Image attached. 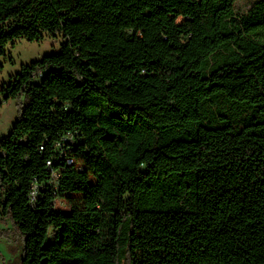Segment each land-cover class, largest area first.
<instances>
[{
	"label": "trees",
	"instance_id": "16d2710c",
	"mask_svg": "<svg viewBox=\"0 0 264 264\" xmlns=\"http://www.w3.org/2000/svg\"><path fill=\"white\" fill-rule=\"evenodd\" d=\"M238 1L0 0V57L63 40L0 88L20 264H264V0Z\"/></svg>",
	"mask_w": 264,
	"mask_h": 264
},
{
	"label": "rangeland",
	"instance_id": "374dc122",
	"mask_svg": "<svg viewBox=\"0 0 264 264\" xmlns=\"http://www.w3.org/2000/svg\"><path fill=\"white\" fill-rule=\"evenodd\" d=\"M253 0H239L238 11L245 12L252 5ZM61 38H45L41 42L19 40L12 47H8L5 57H0V88L8 84L12 76L17 75L22 66L45 56L57 54L61 50ZM19 100L3 101L0 104V140L10 134L20 114ZM79 196L72 197L68 204L57 205V209L65 213L75 207ZM24 252V238L17 231L10 220L0 219V264H20Z\"/></svg>",
	"mask_w": 264,
	"mask_h": 264
},
{
	"label": "built area",
	"instance_id": "2783aa9c",
	"mask_svg": "<svg viewBox=\"0 0 264 264\" xmlns=\"http://www.w3.org/2000/svg\"><path fill=\"white\" fill-rule=\"evenodd\" d=\"M63 141L64 142H70L71 141V135H68ZM66 162H67V165H71L72 164V160L71 159L66 160ZM48 166H50V163H48ZM37 194H38L37 187L34 186L32 192H31V195H30V201H31L32 204L36 203Z\"/></svg>",
	"mask_w": 264,
	"mask_h": 264
}]
</instances>
